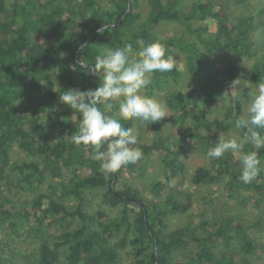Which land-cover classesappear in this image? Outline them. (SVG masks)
<instances>
[{"label": "trees", "instance_id": "1", "mask_svg": "<svg viewBox=\"0 0 264 264\" xmlns=\"http://www.w3.org/2000/svg\"><path fill=\"white\" fill-rule=\"evenodd\" d=\"M243 1L191 0L186 8L187 0H148V17L135 29L140 18L136 0H109L107 8L100 0H0V228L35 239L31 251L13 254L0 247V264H16L18 258L24 264H116L118 249L125 247H129L131 264H172L173 253L180 248L192 251L181 264H251L247 255H255L258 245L253 244L249 226L235 216L221 217L211 228H205L204 220L164 232V217L190 208L189 191L170 187L166 192L164 181L154 180L149 184L152 198L146 200L123 180L122 168L105 176L91 158V147L71 142L69 135L75 132L79 116L59 100L69 88L98 87L99 76L86 75L79 60L84 57L94 63L104 48L126 43L136 47L135 41L143 38L146 42L161 41L166 55L173 56V48L181 50L187 73L205 81L198 89L172 90L165 97L167 106L177 113L173 124L176 133L161 135L159 123L154 122L149 124L155 130L151 140L137 146L142 158L153 153L161 156L167 182L184 178L183 155L190 142L195 140L209 150L214 142L205 132L235 129L229 121L243 115L246 89L239 75L245 59L255 55L248 31L252 22L246 17L236 19L230 12ZM208 18L216 20L214 30H209ZM161 20L179 22L197 41L154 36L151 27ZM104 26L107 30L97 31ZM82 44L87 45L83 52ZM226 51L236 58L224 69L223 81L210 74L212 58ZM170 77L175 82L182 79L176 65L172 72L154 74L148 94L153 96L155 90L169 84ZM236 78L240 79L235 90L239 98L232 106L230 93L226 97L224 92ZM248 80L254 87L264 81L263 60L251 65ZM190 105L195 108L192 120ZM47 108L56 110L60 128L54 140L36 117ZM213 113L220 116L209 117ZM121 123L126 128L134 125L133 121ZM14 143L29 160H11ZM244 150L254 149L246 144ZM258 157L261 171L251 183L241 181L237 155L231 152L210 160L208 166H197L189 181L193 185L223 181L227 197L242 205H260L264 200V149ZM47 180L50 191H40ZM5 183L34 195L17 206L4 192ZM90 190H99L100 202L115 208L116 215L111 217L101 207L90 210ZM118 234L121 236L116 241Z\"/></svg>", "mask_w": 264, "mask_h": 264}, {"label": "rangeland", "instance_id": "2", "mask_svg": "<svg viewBox=\"0 0 264 264\" xmlns=\"http://www.w3.org/2000/svg\"><path fill=\"white\" fill-rule=\"evenodd\" d=\"M7 1L10 2L11 0ZM190 2L191 0H187L186 8L189 6ZM100 4L104 8H107L109 6V0H100ZM136 4L140 13V18L134 24L133 28L135 29L138 28V24L140 22L147 19L150 10L148 0H136ZM230 12L236 19L246 17L252 22V25L248 27V31L255 49V55L252 58L245 59L243 71L239 75V78L246 89L243 97L242 113L244 115L248 102V95L255 88L248 80L249 69L256 60L264 61V0H244L242 4H239L238 6L236 5ZM206 23L208 24L209 30L215 29V19L208 18ZM151 32L154 36L173 35L183 37L186 40L197 41L193 33L186 31L184 26L175 20H161L152 25ZM172 50L174 63L181 71L182 79L179 82H175L173 78L170 77L169 84L160 90H155L153 96L162 100L165 104V97L170 93V91H187L192 88L198 89L205 81V78H195L188 74L184 62V53L177 48H173ZM235 58L236 57L233 53L227 51L214 56L212 58L213 68L210 74L211 77H217L224 81V69L229 66ZM188 109L190 111L189 120H192L195 118V108L190 105ZM166 111L169 116L158 121V133L161 135H166L170 132H172V134L176 133V129L173 124L177 122V113L175 110L169 108L167 104ZM216 116L218 117L220 114H209V117ZM36 117L45 126L51 140L56 139L60 135V128L55 121L56 110L54 108H47L43 112L38 113ZM133 122V127L138 128L140 132L138 142L150 141L155 130L149 127V125L140 124L138 121ZM221 133H224L227 136L238 134L235 129L225 131L218 128H212L206 131V137L215 144ZM207 151L208 150H206L199 142L195 140L190 142L187 152L183 155V161L185 163L184 178L173 179L172 181H174V186L171 188H182L188 190L191 195V206L182 214H170L164 217L163 226H161V228L164 232H167L180 225H185L187 223L198 224V222L204 220L207 222L205 228H211L221 217L226 215L235 216L239 221L249 226L248 232L251 236L253 244L258 245V252H256L255 255H247L248 260L251 264H264V200L262 199V201H260V205L257 206L250 204L242 205L236 199L227 197L224 191L223 181L211 185H193L190 183L189 177L197 166L209 165L210 160L206 156ZM10 156L12 161L30 159V156L20 150L15 143L11 146ZM67 174L69 175V173ZM122 178L124 181L132 185V187L137 188L146 200L152 198V194L149 191V184L152 181H164L166 184V187L164 188L166 192L170 188L169 182L165 179V171L161 162V156L157 153L141 158V160L133 167H130L129 165L122 167ZM47 184L48 180L41 187L40 191L49 192L50 189ZM3 189L5 193L12 196L16 202L15 205L17 206L22 205L21 203L26 202L34 195L33 192L23 189L18 185H7L5 183ZM88 193L90 197V210H96L101 207L111 217L116 215L117 211L115 208H110L100 202L99 190H90ZM258 198L259 197H256V199ZM120 236L121 234L116 235L115 240L117 241ZM0 247L4 249V252H10L13 254L17 251H31L35 248V239L28 236H17L15 234H11L9 228L1 227ZM128 250L129 247L118 249L119 259L116 264H131V256ZM190 254H192L191 248H180L174 251V263L172 264H181L183 257ZM24 262L25 261H21L18 258L16 264H24Z\"/></svg>", "mask_w": 264, "mask_h": 264}, {"label": "clouds", "instance_id": "3", "mask_svg": "<svg viewBox=\"0 0 264 264\" xmlns=\"http://www.w3.org/2000/svg\"><path fill=\"white\" fill-rule=\"evenodd\" d=\"M105 30L107 26L97 29L98 32ZM135 45L126 43L123 47L104 48L95 56L94 63L81 58L79 66L83 72L99 76L98 87L69 88L59 95V100L79 116L75 132L69 135L71 142L91 147V158L99 163V170L105 176L142 158V150L137 146L139 129L126 128L121 121L149 125L169 116L166 104L149 95L147 90L155 73L172 72L173 56L166 55V47L159 40L146 42L139 38ZM86 47L82 44L80 50L83 52ZM239 84V78L233 79L229 90L224 92L226 97L230 93L232 106L239 98L235 91ZM229 123L238 134L221 133L206 156L209 160H218L226 153L236 154L241 181L251 183L261 171L258 152L264 149V81L257 83L249 93L245 114ZM246 144L254 150L245 151ZM173 186L174 181H169V187Z\"/></svg>", "mask_w": 264, "mask_h": 264}, {"label": "water", "instance_id": "4", "mask_svg": "<svg viewBox=\"0 0 264 264\" xmlns=\"http://www.w3.org/2000/svg\"><path fill=\"white\" fill-rule=\"evenodd\" d=\"M129 9H130V5H129V3H128V8H127V10H129ZM127 200H128L129 202H131V203H135V204H137L138 206H140V204H139V203H136L132 198L127 197Z\"/></svg>", "mask_w": 264, "mask_h": 264}]
</instances>
